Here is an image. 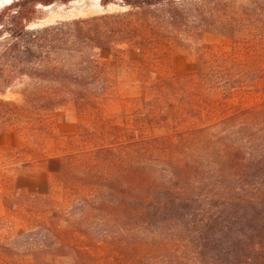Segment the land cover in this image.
<instances>
[{"label": "trees", "instance_id": "1", "mask_svg": "<svg viewBox=\"0 0 264 264\" xmlns=\"http://www.w3.org/2000/svg\"><path fill=\"white\" fill-rule=\"evenodd\" d=\"M72 1L0 9V63L31 80L33 109L112 100L109 56L129 52L155 96L131 125L111 121L110 143L94 135L97 171L58 177L77 184L80 213L69 227L61 211L44 217L56 247L32 264L47 252L76 264H264V0H99L129 10L33 26L42 8ZM218 23L238 34L228 46L200 40ZM178 48L194 57L183 71L169 58ZM164 103L178 113L155 134Z\"/></svg>", "mask_w": 264, "mask_h": 264}, {"label": "rangeland", "instance_id": "2", "mask_svg": "<svg viewBox=\"0 0 264 264\" xmlns=\"http://www.w3.org/2000/svg\"><path fill=\"white\" fill-rule=\"evenodd\" d=\"M11 1L0 0V9ZM42 9L41 18L33 24L34 27L129 10L119 3L105 8L99 0H76ZM237 35L232 26L218 23L204 32L200 40L224 47L230 45ZM171 54L170 62L177 71L185 70L194 61L186 49L178 48ZM138 59L136 52L119 58L109 56L112 100H104L86 111H79L72 103L55 108L48 116L43 110L33 109L26 99L25 90L31 86V80L26 75L11 72L10 66L0 63V260L9 259L7 261L11 264H32L37 249L47 251V244L51 245V242V249L56 247L55 237L47 236L45 229L41 228L44 217L61 211L65 216L61 224L69 227L65 218L71 219L80 213L75 196L77 184L58 177L66 175L67 170L80 176L97 171L92 154L98 145L93 140L94 135L99 136V144L110 143V135L103 132L109 129L111 121L131 125L138 111L146 107L145 99L155 96L141 81ZM155 79L156 76H152V80ZM162 113L166 122L154 130L155 134L167 131L178 110L170 103H164ZM37 114L39 117L33 120ZM88 130L93 131V135H89ZM77 132H80L79 137L71 138ZM71 153H76L77 160L70 164ZM55 158L62 160L61 166L51 161ZM9 252L13 254L9 255ZM43 264H76V260L73 255H48L47 252Z\"/></svg>", "mask_w": 264, "mask_h": 264}]
</instances>
